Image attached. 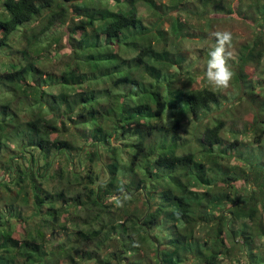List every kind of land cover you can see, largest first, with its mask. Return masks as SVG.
<instances>
[{"label": "trees", "instance_id": "1", "mask_svg": "<svg viewBox=\"0 0 264 264\" xmlns=\"http://www.w3.org/2000/svg\"><path fill=\"white\" fill-rule=\"evenodd\" d=\"M138 1L149 5L148 21L139 16ZM182 13L205 18L199 28L204 33L231 18L255 29L252 39L238 45L229 94L197 84L201 79L187 70L183 51L171 49L170 39L181 37L190 24L178 16ZM20 29L27 37L24 53L38 43L34 51L40 54L62 39L65 44L48 58L65 48L69 59L60 71L34 56L17 69L0 70V199L8 193L15 202L23 195L34 208L29 217L38 218L36 227L23 233L10 219L0 224V264L95 258L114 264L131 259L137 252L134 241L150 245L155 264H264V254L243 262L232 253L238 255L239 246L256 258V238L264 253V149L249 155L235 149L242 142L237 138L224 144L225 114L210 115L212 108L224 107L223 101L246 100L252 137L264 140V76L255 81L248 73L264 57V0H0L1 54ZM52 31L57 33L49 39ZM100 83L107 86L96 91L93 85ZM166 113L169 126L162 121ZM186 113L208 117L197 151H186L179 132ZM10 134L20 139L16 147L8 143ZM8 171L12 174L4 178ZM56 177V190L43 188ZM121 186L144 208L132 210L127 201L109 210L104 222L102 214L115 206ZM74 204L85 208V215H66L59 229L65 235L59 236L44 207L60 223L62 211ZM96 207L101 213L91 216L87 209ZM20 216L13 206L7 217ZM230 217L250 223L238 242ZM27 218L22 219L30 224ZM70 222L77 225L75 238ZM164 222L170 235L159 241L152 229ZM199 226L208 229L207 237L195 238ZM129 233L134 241L125 239ZM95 240L94 249L84 247Z\"/></svg>", "mask_w": 264, "mask_h": 264}, {"label": "rangeland", "instance_id": "2", "mask_svg": "<svg viewBox=\"0 0 264 264\" xmlns=\"http://www.w3.org/2000/svg\"><path fill=\"white\" fill-rule=\"evenodd\" d=\"M163 2H167L168 0H160ZM138 14L142 18H144L146 21L150 19V13L151 9L147 3L144 1H138ZM181 17V19L184 22H190V24H187L188 27L185 29L183 35L179 38H171L169 43H172L170 46L173 49L175 46L179 47L183 51V56L185 57L184 64L186 67H188V71H190L191 74H193L196 79H201L200 83H197L202 86H207L210 87L206 81L205 77V67L206 63L208 60V52L210 49L215 45V39L210 37V33L216 30H229L233 33L234 40L232 47L230 49L232 53V57L229 60V64L232 65L233 59L237 60V58L240 57V52L238 45H240L241 42L250 40L253 38L255 34V29L250 25V23H245L242 20L238 19H227L224 21H221L219 23H216L212 25L210 28H207V32H202L199 28L201 27L202 24L206 23V19L204 18L203 20H195L192 18H189L185 14L182 13V15H178ZM196 17V16H195ZM189 18V19H187ZM198 18V17H197ZM199 19V18H198ZM192 22L194 23H199L196 25H192ZM197 26V28H195ZM209 29V30H208ZM31 33V30H30ZM57 33V31H52L51 33H47V37H52ZM10 47H4L6 51V55H3L0 53V63L5 62L2 66H0L1 71H9V70H14L17 69L21 64L26 62V59H29L31 56L43 59L44 64L53 69L54 71H60V69L66 64V61L69 59L67 56L68 49L63 48V52L58 56L55 57L54 59L50 60L48 57L52 55L53 52H56L59 48L60 43H63L62 39L59 40L60 43L53 42L51 46H49L48 49H44L40 54L36 53L34 51L35 47L38 45V43H35V46L33 45V50L31 53H24V48L27 46V37L25 33L23 34V31L20 29L16 33H14L11 36L10 39ZM175 45V46H173ZM20 49V50H19ZM19 50V51H18ZM125 55H130V53H125ZM202 72V77H200V73ZM249 77L252 79L254 78L255 81L261 80L260 77L264 76V57L262 62L258 65L257 68H249L248 69ZM247 77V76H246ZM264 85V83H263ZM107 86V83H100V84H94L93 88L96 91L99 90H104L105 87ZM57 88V89H56ZM60 88V86L51 88L48 90L50 91H57ZM233 89V86L227 91V92H221L223 95L229 94V91ZM224 107L221 108H212L213 110L210 112V115L214 114L216 116H221L222 114H225V119H226V126L223 129V134H224V144H229L232 141H234L236 138L239 141H242L241 144L235 145L238 151L239 149H244L249 153V155H258L262 154L263 149H264V140L261 143H257L254 141L252 137V129L249 125H247L246 122H250V119L252 117V113L248 111V106H247V101L241 100V101H233L231 103L225 102ZM241 103V104H239ZM240 107V110H239ZM163 118V119H162ZM162 121L165 122L166 125H170V118L168 116V113H166L162 117ZM160 120V119H158ZM208 121V117H205L203 120L196 119L192 113H186L183 116V122H182V127L180 129V135L182 136V141L185 142L186 145V151H197L201 148L200 145V139L202 137L203 131H204V126H206V123ZM156 135H161V132H157ZM8 138V143L10 146L16 147L20 143V139L14 134H10V137ZM225 147V146H223ZM228 150H232V148H228ZM235 151V150H234ZM236 152V151H235ZM232 162H235V160H231ZM12 174L11 171L5 172L4 178L8 175ZM14 182V181H12ZM13 189L17 190L18 187L16 186V183L12 184ZM58 177L52 178V179H47L44 182L43 188L47 190H56L58 188ZM251 186V184H250ZM196 188L202 189V185H196ZM247 190L242 191V197L245 198ZM8 193H5L2 195L0 199V224H6L4 223L5 220L10 219L11 223H15L18 227L21 233L25 232L26 230L28 231L30 228H33L34 226L36 227V222H38V218H30L34 208L29 202H25L22 197L23 195H19L16 199L15 202H12L9 200V195ZM16 196V195H15ZM117 197V195H116ZM115 204V203H114ZM141 199L136 201V202H128L127 207H130L132 210H138L140 207L144 208L142 205ZM17 209L21 211V216L20 217H12L8 218V214L11 208ZM56 206L59 209L60 212V207H62V202L61 200L57 201ZM62 211V215L60 218V223L51 220L50 216L48 213H51L52 210L47 209V207H44L43 213L47 215L49 221L53 224V226L57 227V230L60 232L59 236L65 235V232L63 230H59L62 225L65 224L64 217L68 215L69 219L74 217L77 214L85 215V208L83 209H76L78 208L76 204L71 205L70 207H65ZM116 205L107 208L105 212L102 214V219L104 222L109 220L110 215H108V211H115ZM141 208V209H142ZM65 210H67V213H65ZM90 213V215H95L96 213H101V208L96 207L94 209H87ZM107 212V213H106ZM28 217L27 220L30 222V224H27L22 218ZM230 228L233 231V237L236 238L237 242L242 239L243 234L246 233L248 225H250L249 221L247 219H234L230 217ZM61 224V225H60ZM67 224V223H66ZM96 226L99 225L98 221L96 220L95 223ZM98 224V225H97ZM162 227H157L153 228L152 231L156 235L157 238H159V241H165L166 239L169 238V233H168V224L163 223L161 224ZM69 226V231L73 233L72 236H76L77 233V225L75 222H70L68 224ZM82 226V225H81ZM26 229V230H25ZM208 229L205 226H199L195 230V238L199 239L201 237L205 238L207 237L206 231ZM26 231V232H27ZM112 232H116V229H112ZM46 232H50V230H46ZM130 235H125V239H129L131 241L133 240V234L129 233ZM121 236V235H120ZM96 241L89 242L88 244H84V247H87L88 249H94L96 246ZM227 242L229 243V246L232 245L233 240L231 236H227ZM75 244V243H73ZM72 244V245H73ZM134 246L137 248V252L132 255L131 259L129 260H123L121 262L119 261H114V264H155L156 262V255L154 254V251L151 249L150 245L146 244H138L137 242L134 241ZM260 244V240L256 238V242L254 244L255 246V253H256V258L247 256L250 254V252H242L240 247L237 246L236 251L239 253L238 255H235V252L233 251L232 253L234 254L233 258L239 256L243 262L247 261L248 259H251L252 261H257V254L260 256L261 254H264L262 252H259L258 245ZM233 246V245H232ZM108 247H105L102 249L103 254L108 251ZM139 253V254H138ZM129 254V253H128ZM98 260H101L100 258H95V259H90V260H83L79 259L77 263H72V264H102L98 263ZM257 263V262H256ZM235 264V263H233Z\"/></svg>", "mask_w": 264, "mask_h": 264}, {"label": "clouds", "instance_id": "3", "mask_svg": "<svg viewBox=\"0 0 264 264\" xmlns=\"http://www.w3.org/2000/svg\"><path fill=\"white\" fill-rule=\"evenodd\" d=\"M210 37L215 39V45L208 52V60L205 67L206 81L211 90L227 92L231 88L235 76L229 64V60L232 57L230 49L234 36L229 30H216L210 33ZM131 199V195L121 186L120 195L115 198L114 203L116 207H123Z\"/></svg>", "mask_w": 264, "mask_h": 264}, {"label": "water", "instance_id": "4", "mask_svg": "<svg viewBox=\"0 0 264 264\" xmlns=\"http://www.w3.org/2000/svg\"><path fill=\"white\" fill-rule=\"evenodd\" d=\"M125 189V187H123Z\"/></svg>", "mask_w": 264, "mask_h": 264}]
</instances>
